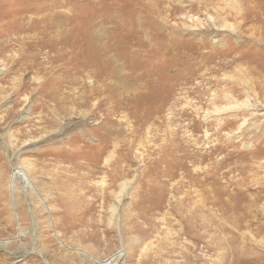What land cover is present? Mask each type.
Returning a JSON list of instances; mask_svg holds the SVG:
<instances>
[{
  "label": "rangeland",
  "instance_id": "rangeland-1",
  "mask_svg": "<svg viewBox=\"0 0 264 264\" xmlns=\"http://www.w3.org/2000/svg\"><path fill=\"white\" fill-rule=\"evenodd\" d=\"M0 264H264V0H0Z\"/></svg>",
  "mask_w": 264,
  "mask_h": 264
}]
</instances>
